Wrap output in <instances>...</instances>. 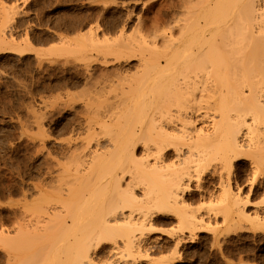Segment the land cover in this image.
Returning <instances> with one entry per match:
<instances>
[{"label": "rangeland", "instance_id": "1", "mask_svg": "<svg viewBox=\"0 0 264 264\" xmlns=\"http://www.w3.org/2000/svg\"><path fill=\"white\" fill-rule=\"evenodd\" d=\"M176 3L177 0H0L1 235L11 237L24 230L33 233L52 227L53 219L56 222L61 218L53 227L63 224V161L88 135L84 108L94 101L100 111L107 112L123 91L121 86L125 91L129 85H140L145 78L143 70L149 69V60L158 55L152 50L163 48L159 32L166 29L170 33ZM152 38L158 39L157 45ZM147 40L146 44H151L146 51L144 45L143 55L138 48ZM122 44L136 51L124 49ZM148 51L153 55L147 56ZM141 54L144 62L149 57L147 67H142ZM127 55L130 58L126 62ZM259 117V122L255 120L256 124L247 127L249 132L243 129L244 135L248 134L243 135L246 145L242 148L248 154L243 151V157L233 161L231 167H221V171L219 164L212 163L201 173L197 184L200 190L194 186L197 181L192 184L196 188L190 208L201 218L202 227L190 233L188 228L178 227L177 221H158L144 229H148L147 233L141 237L140 245L129 250L128 257L122 253V258L111 256L113 243L105 242L94 247L93 263L264 264V113ZM123 118L127 117L110 122L108 136L117 132L121 121L124 124ZM247 145L250 148H245ZM79 148L81 151L82 146ZM140 149L137 147L138 157ZM1 242L0 262L4 260ZM117 244L124 250L121 237ZM31 249L29 253L36 248ZM31 262L36 261L33 258Z\"/></svg>", "mask_w": 264, "mask_h": 264}, {"label": "bare ground", "instance_id": "2", "mask_svg": "<svg viewBox=\"0 0 264 264\" xmlns=\"http://www.w3.org/2000/svg\"><path fill=\"white\" fill-rule=\"evenodd\" d=\"M176 4L172 26L167 27L170 33L165 28L159 32L162 50L150 48L158 55L149 60L153 54L148 51L150 62L142 61L151 39L138 48L143 52L142 67L151 63L149 71L142 72L144 80L137 73L142 85H129L125 91L119 86L123 91L107 112L94 101L84 108L88 135L79 145L82 150L74 148L63 161V224L53 227L60 218L53 219L52 227H38L33 233L23 229L24 234L11 237L0 233L4 253L0 264H92V251L105 242L113 243L111 256L128 257L147 233L145 228L158 221H177L190 233L202 227L201 218L190 208L195 197L192 184L197 181L194 186L200 190L201 173L212 163L221 171L243 157V129L259 122L264 113V0H177ZM127 46L124 49L130 51ZM137 87H141L138 94ZM122 117L134 121L123 118L124 124L121 121L117 132L114 129L108 136L110 122ZM118 237L126 255L115 245Z\"/></svg>", "mask_w": 264, "mask_h": 264}]
</instances>
